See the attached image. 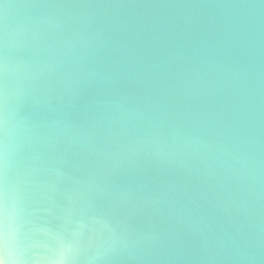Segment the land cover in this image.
Instances as JSON below:
<instances>
[{
	"label": "water",
	"instance_id": "1",
	"mask_svg": "<svg viewBox=\"0 0 264 264\" xmlns=\"http://www.w3.org/2000/svg\"><path fill=\"white\" fill-rule=\"evenodd\" d=\"M4 62L9 259L264 264V0H0Z\"/></svg>",
	"mask_w": 264,
	"mask_h": 264
},
{
	"label": "clouds",
	"instance_id": "2",
	"mask_svg": "<svg viewBox=\"0 0 264 264\" xmlns=\"http://www.w3.org/2000/svg\"><path fill=\"white\" fill-rule=\"evenodd\" d=\"M7 63L0 64V74L6 76ZM8 93L4 89L0 91V161L4 166H7L8 154H9V132L10 121L8 118ZM2 198L6 201L7 188L5 186ZM2 228L5 240V246L10 251L9 232L7 225V212L3 210ZM111 225L102 216L94 215L91 218L83 216L77 217L71 222V230L67 231V234L61 239L60 243L64 247L70 248L75 254L71 257L61 258H49L43 261L42 264H92V261L88 258L81 259L79 253L83 249H87L90 252H94L95 249L103 243L100 236L103 229H110ZM12 254V253H11ZM12 259L4 261V264H35L21 257L13 256Z\"/></svg>",
	"mask_w": 264,
	"mask_h": 264
},
{
	"label": "snow or ice",
	"instance_id": "3",
	"mask_svg": "<svg viewBox=\"0 0 264 264\" xmlns=\"http://www.w3.org/2000/svg\"><path fill=\"white\" fill-rule=\"evenodd\" d=\"M8 259V250L5 246L2 222H0V264H4V261Z\"/></svg>",
	"mask_w": 264,
	"mask_h": 264
}]
</instances>
